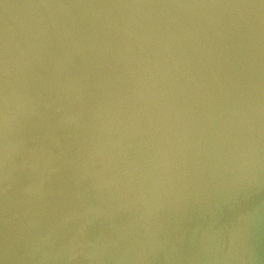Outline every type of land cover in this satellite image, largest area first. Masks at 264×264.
<instances>
[{
	"label": "water",
	"instance_id": "1",
	"mask_svg": "<svg viewBox=\"0 0 264 264\" xmlns=\"http://www.w3.org/2000/svg\"><path fill=\"white\" fill-rule=\"evenodd\" d=\"M0 264H264V0H0Z\"/></svg>",
	"mask_w": 264,
	"mask_h": 264
},
{
	"label": "rangeland",
	"instance_id": "2",
	"mask_svg": "<svg viewBox=\"0 0 264 264\" xmlns=\"http://www.w3.org/2000/svg\"><path fill=\"white\" fill-rule=\"evenodd\" d=\"M165 248H172V251L175 252V246H151V250L149 254L158 256L160 258V261L163 263H167V261L171 262V259L167 258L166 255L163 254V252L165 251Z\"/></svg>",
	"mask_w": 264,
	"mask_h": 264
}]
</instances>
